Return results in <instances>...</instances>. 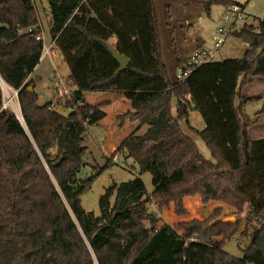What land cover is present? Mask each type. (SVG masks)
Segmentation results:
<instances>
[{
    "label": "trees",
    "instance_id": "1",
    "mask_svg": "<svg viewBox=\"0 0 264 264\" xmlns=\"http://www.w3.org/2000/svg\"><path fill=\"white\" fill-rule=\"evenodd\" d=\"M40 1L49 7L50 41L75 90L64 105L71 109L67 117L52 103L38 104L30 79L43 51L37 10L32 0H0V264H264V139H249L243 112L250 99L244 89L264 83V19L232 32L247 45L241 59L203 64L181 81L178 53L173 74L162 59L155 0ZM191 1L206 13L213 5H240ZM108 45L128 59L124 69ZM1 83L17 92L22 122L3 107ZM84 93L131 98L135 111L116 120L118 127L138 128L104 168L80 181L84 135L109 106L87 104ZM192 112L203 130L190 125ZM261 118L264 110L255 115ZM192 136L214 162L203 158ZM117 155L131 159L139 174L105 190L99 215L84 211L81 196ZM143 173L151 176V193ZM196 197L203 205H226L238 218L222 222L218 207L204 220L158 226L148 211L149 203L159 210L172 203L184 216V199ZM239 233L249 239L242 258L224 251Z\"/></svg>",
    "mask_w": 264,
    "mask_h": 264
},
{
    "label": "rangeland",
    "instance_id": "2",
    "mask_svg": "<svg viewBox=\"0 0 264 264\" xmlns=\"http://www.w3.org/2000/svg\"><path fill=\"white\" fill-rule=\"evenodd\" d=\"M231 1L242 5L245 14V20L238 24L234 31L240 30L244 25H253L257 27L258 21L264 19V0ZM32 2L39 16L43 43L44 46L47 47L51 40L49 35L51 24L49 7L47 3L40 0H32ZM154 4L162 47V59L170 74H173L176 69L177 57L175 55H177V53V56L185 62L194 51L199 49L197 46H202L201 48L207 50L213 49L214 42L212 38L216 36V31L222 26V20L227 14V7L224 5H213L209 13H206L202 3L191 0H155ZM167 15L170 16L169 20L167 19ZM113 40L114 39H112V41ZM246 49L247 45L242 43L231 33L226 37L221 48L218 49V54L214 61L220 62L227 59H241ZM56 52V57L54 59L47 55L41 57L39 64L30 75V79L35 81V92L38 95V104L44 106L53 102V107H56L55 111L61 116L67 117L71 113V109L56 104L57 101L54 98V77H61L67 80L69 89H72L73 84L69 78V70L63 62L60 52L58 50ZM175 72L177 74L178 69H176ZM259 84L260 83H255L248 86L243 91V94L250 98L244 105L243 112L250 117L251 126L248 131V137L252 141L264 139V118L259 120L255 119V115L264 110V86H257ZM1 88L4 104H7L9 109L13 111L21 121L15 92L2 83ZM87 99L93 104L111 100L115 102L116 106L112 110L108 109V115L101 126L97 125L90 127L88 132L84 135L82 146L86 148V151L83 158V166L77 175L80 181L90 178L95 175L100 168H104L107 157H110L120 146L121 136L117 132L116 122L111 113L118 110V113L132 111L134 110L132 104L135 103L134 101L132 102L131 98L123 94L114 93H89ZM124 106H126V109H121ZM174 113L175 111L173 108L172 114ZM194 115L193 118H190L189 123L197 130H201V118L197 113ZM144 131L145 130H142L141 132ZM192 138L203 158L214 162L204 142L199 137L192 136ZM115 145H117V147ZM112 147H115L114 150ZM112 162L113 163L107 166L93 181L91 189L81 196V206L84 211L93 212L96 216L99 215L98 201L105 190L113 183L121 184L127 182L139 174L137 165L134 164L131 159H127L123 155H117ZM140 178L147 192L151 193L153 186L150 174L143 173L140 175ZM218 207L222 209V216H224L225 219L232 218L235 222L238 218V215H235V211L226 205L217 202H210L203 205L200 200L195 203L191 200L190 203L184 204L186 211L184 216L176 215L172 203L161 210L158 209L156 204L149 203L148 211L155 216L158 226H175L178 223L191 221L193 219L204 220ZM240 217H245V214H241ZM244 227L245 223L240 231H243ZM249 230L251 229L248 228V231ZM247 246H249L248 237H243L239 233L224 245V251L236 258H242L241 251Z\"/></svg>",
    "mask_w": 264,
    "mask_h": 264
},
{
    "label": "built area",
    "instance_id": "3",
    "mask_svg": "<svg viewBox=\"0 0 264 264\" xmlns=\"http://www.w3.org/2000/svg\"><path fill=\"white\" fill-rule=\"evenodd\" d=\"M244 20L245 14L243 12L242 6L232 5L230 7H227V14L222 20V26L216 31V36L212 38V41L214 42L213 49L207 50L205 48L200 47L199 49L194 51L192 55H190L187 60L183 63V65L178 68L177 78L183 81L197 67L203 64L213 62L218 54V49L221 48V46L224 44L226 37L231 34L236 28V26L242 23ZM40 37L42 39V31ZM56 51L57 49L55 48L53 42L50 41V44L47 47L44 46L43 43L42 56L47 55L54 59L56 57ZM53 83V92L55 94L54 98L57 101L56 104L64 106L65 102L70 98L73 91L72 89H69L67 80H65L64 78L54 77ZM15 94L17 96V92H15ZM3 107L5 109H9L7 104H3Z\"/></svg>",
    "mask_w": 264,
    "mask_h": 264
},
{
    "label": "crops",
    "instance_id": "4",
    "mask_svg": "<svg viewBox=\"0 0 264 264\" xmlns=\"http://www.w3.org/2000/svg\"><path fill=\"white\" fill-rule=\"evenodd\" d=\"M111 42H114V40L112 41L111 40ZM200 43H202V42H200ZM202 47V46H201ZM197 48H200V46H197ZM41 60V59H40ZM55 76V75H54ZM53 76V77H54ZM255 83H260V82H254V83H252L251 85H253V84H255ZM250 85V86H251ZM257 86H264V83H260L259 85H257ZM246 89V88H245ZM244 89V90H245ZM75 90V87L73 86L72 87V91H74ZM88 94L89 93H84L83 94V98H84V100H85V102L87 103V104H89V105H98V104H101V103H108L109 104V106H107L106 108H104V113H105V118L107 117V115H108V109L109 110H112L116 105H115V102H113V101H111V100H106V101H102V102H99V103H90L89 101H88V99H87V97H88ZM114 94H117V93H114ZM245 96H247V95H245ZM248 97V96H247ZM249 98V97H248ZM157 100H158V97L156 96L155 97V99H154V101H153V103H156L157 102ZM53 103V102H52ZM133 105V104H132ZM53 109L54 110H56V107L54 106L53 107ZM121 109H126V106H124V107H122ZM119 111V110H118ZM118 111H113L112 113H111V115H112V117H113V119L115 120V122H116V127H117V132L119 133V135L121 136L120 137V141L122 142L124 139H126L129 135H131L137 128H138V123H130V122H125L121 127H118V124H119V122L116 120V117L117 116H120V115H123V114H125V113H127V112H130V113H132V112H134L135 111V109L134 110H132V111H125V112H123V113H118ZM194 114H196V112H192L191 113V115H190V118H193V116H195ZM198 114V113H197ZM199 115V114H198ZM200 117V116H199ZM104 118V119H105ZM201 118V117H200ZM104 119L98 124V126H101V124H102V122L104 121ZM201 122H202V119H201ZM203 128H204V124H203V122H202V129L201 130H203ZM141 130H145V128H142ZM201 130H199V131H201ZM121 142H120V144H121ZM116 147H117V145H115ZM114 148L115 147H112V149L114 150ZM113 152V151H112ZM111 152V153H112ZM191 200L195 203V202H198L199 200H200V198L199 197H196V198H194V199H191V198H186V199H184V204L186 205V204H188V203H190L191 202Z\"/></svg>",
    "mask_w": 264,
    "mask_h": 264
},
{
    "label": "water",
    "instance_id": "5",
    "mask_svg": "<svg viewBox=\"0 0 264 264\" xmlns=\"http://www.w3.org/2000/svg\"><path fill=\"white\" fill-rule=\"evenodd\" d=\"M108 48H109L110 52L113 54L114 58L120 63L121 70L124 69L127 66V64H128V59L126 57L120 55L111 45H108ZM243 142H244V145L247 144V136H246L245 133H243ZM222 222H224V223H227V222L233 223L234 221H233L232 218H229V219H224Z\"/></svg>",
    "mask_w": 264,
    "mask_h": 264
}]
</instances>
